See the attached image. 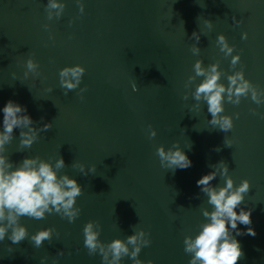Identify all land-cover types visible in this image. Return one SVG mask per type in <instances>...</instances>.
Wrapping results in <instances>:
<instances>
[{
	"label": "water",
	"instance_id": "1",
	"mask_svg": "<svg viewBox=\"0 0 264 264\" xmlns=\"http://www.w3.org/2000/svg\"><path fill=\"white\" fill-rule=\"evenodd\" d=\"M61 2L66 5L62 16L49 21L47 0H0V128L10 99L27 108L35 127L52 123L23 152L17 151L20 130L15 129L8 154L16 163L37 155L54 163L60 154L66 167L59 174L83 186L76 202L81 214L72 223L55 213L41 220L21 218L29 236L54 228L53 240L37 249L27 239L13 245L6 237L0 242V264H40L44 256L45 264H102L99 254L90 256L84 247L83 227L90 220L101 223L99 238L105 243L126 239L134 225L149 232L152 243L141 250V260L188 264L183 240L206 222L201 208H212L196 182L221 160L236 185L243 179L251 184L241 206L253 209L256 235L236 237L244 252L238 264H264V104L250 96L239 105L225 101L224 114L240 115H233L234 127L224 133L209 124L206 102L197 110L191 95L183 99L203 79L185 88L197 59L205 67L219 60L229 74L243 66L245 77L264 89V0H83V14L76 0ZM233 16L242 23L236 25ZM194 31L201 33L199 55L190 50ZM221 33L235 45L233 55L241 54L236 69L216 43ZM29 53H35L40 76L25 79ZM76 64L86 69L79 86H87L83 100L79 88L64 95L59 83V70ZM222 82L228 83L226 76ZM149 124L157 132L152 139ZM225 136L231 147L225 146ZM176 141L192 166L173 172L161 167L156 150ZM74 161L86 169L95 164V175L80 174L71 167ZM223 183L219 176L212 181ZM61 250L65 255L57 257ZM121 264L133 262L125 257Z\"/></svg>",
	"mask_w": 264,
	"mask_h": 264
},
{
	"label": "clouds",
	"instance_id": "2",
	"mask_svg": "<svg viewBox=\"0 0 264 264\" xmlns=\"http://www.w3.org/2000/svg\"><path fill=\"white\" fill-rule=\"evenodd\" d=\"M79 12L84 13L83 0H76ZM65 3L61 0H47L45 12L47 20L59 19L64 10ZM236 25L242 23L232 17ZM72 21H69L71 25ZM205 24L212 28V21L206 20ZM45 30L49 29L48 24L43 25ZM201 38L200 32H193L189 39H194L191 52L199 55L201 49L197 46ZM242 39H247V33L242 34ZM220 52L224 57H231L230 67L236 69L241 61V54L233 55L235 45H230L224 34H219L216 40ZM35 53H29L26 60V70L24 78L30 74L35 77L40 76L39 63L34 59ZM86 72L85 67L80 64L65 66L59 70L60 87L64 90V95L79 88L82 78ZM193 75H190L185 82V88H191L198 77L203 79L195 84L194 91L185 92L184 100L189 96L196 101L192 108L200 109L201 103L206 102L207 111L211 115L209 124L213 129H219L224 133L230 132L234 127L233 115L238 119L239 113L233 115L224 114L225 101L233 105H239L241 99L249 97L257 104H264V89L252 83L245 77L243 66L232 73H226L220 68V61L204 66L203 60L197 59L193 65ZM14 79L17 78L15 72L12 73ZM226 76L228 83L222 82V77ZM133 91L138 88L133 84ZM51 93L53 89L47 88ZM87 91V86L79 88L77 95L84 99L83 93ZM192 109L190 108L189 111ZM3 124L0 128V242L7 237L13 245L20 244L24 240H29L35 248H40L45 241L53 240L55 231L52 227L38 230L29 236L27 227L21 223V218L28 217L36 220L46 218V214H58L62 219H67L69 223L81 214V208L77 206V198L83 195V186L68 174L60 175V171L66 167L63 157L58 154L55 162L53 158L48 160L37 156H25L19 163L13 162L8 154L7 145L14 140V130L19 129L18 152H23L39 139L41 132H46L52 128V123H45L42 127H35L34 121L27 114V108L19 103L8 100L2 109ZM253 115L258 114L256 109H250ZM157 135L152 125H148L149 139ZM224 144L231 147L232 140L224 137ZM220 151L219 148L214 149ZM161 167L166 170L187 169L192 166V161L179 146V141L173 143L167 150L160 145L156 150ZM77 168L80 174L88 176L95 175L97 166L95 164L87 167L80 162L74 161L71 165ZM212 171L204 174L197 180V186L201 192L207 196V203L212 206L211 210L202 207L201 212L206 222L199 225V232L193 237L185 236L183 240L184 252L190 255L188 264H238L244 257L241 244L237 236H255L256 232L252 225L251 208L242 207L245 195L249 193L251 184L248 179H243L236 185L234 179L229 175V167L223 160L214 165H210ZM224 180L223 185H213L212 181L217 177ZM237 209L239 211L237 212ZM238 225L246 226V231H242ZM102 225L98 220H90L83 227L84 247L90 256L99 254L102 264H121V261L128 257L133 264H153L152 260H141L139 254L144 247L151 245L150 233L137 225L133 226V234L126 239L116 238L105 243L100 240ZM235 233V235L233 234ZM57 237L59 233H56ZM9 251H12L9 245ZM79 251V250H77ZM63 250L57 253V257H63ZM71 255V253H69ZM48 259L44 256L40 264H45ZM53 264H58L53 260Z\"/></svg>",
	"mask_w": 264,
	"mask_h": 264
}]
</instances>
